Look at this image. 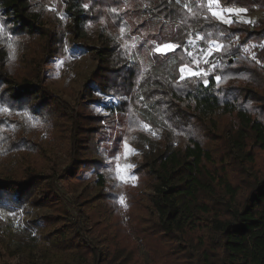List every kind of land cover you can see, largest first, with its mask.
I'll return each mask as SVG.
<instances>
[{
    "label": "trees",
    "instance_id": "obj_1",
    "mask_svg": "<svg viewBox=\"0 0 264 264\" xmlns=\"http://www.w3.org/2000/svg\"><path fill=\"white\" fill-rule=\"evenodd\" d=\"M54 4L73 40L87 25L101 31L90 79L117 101L103 114H82L43 84L65 35ZM219 5L264 12V0ZM233 21L203 0H0V108L10 109L0 112V232L27 240L26 264H145L141 247L150 264H264V18ZM197 32L224 45L214 71L201 64L207 87L179 81L182 49L153 52V41L183 45ZM249 43L262 44L257 60L242 54ZM135 134L158 144L144 190L122 205L102 178L72 214L56 184L68 174L61 159L107 165Z\"/></svg>",
    "mask_w": 264,
    "mask_h": 264
},
{
    "label": "rangeland",
    "instance_id": "obj_2",
    "mask_svg": "<svg viewBox=\"0 0 264 264\" xmlns=\"http://www.w3.org/2000/svg\"><path fill=\"white\" fill-rule=\"evenodd\" d=\"M199 1L202 2V0ZM203 2L206 3V0H203ZM48 8L49 10L55 9V11H50L55 13L56 20L61 25L65 35L61 55L52 57L43 66V84L55 94L70 102L74 109L80 113L103 114L107 108L114 106L117 101L114 98L105 96L90 79L92 71L96 68L93 55L96 47L103 39L100 29L94 25H87L84 36L78 40H73L68 33V27L72 24L68 12L65 9L58 11L55 4ZM183 13L184 15L188 13L185 7H183ZM259 18H264V12L247 10L245 13L231 17L232 20L236 19L243 23H246L244 21H251V23H246L250 26L254 25ZM218 54L215 53L211 58L212 63H215ZM145 130L152 134L155 133L146 128ZM153 136H156V133ZM144 137L135 134L132 138L124 140L134 151H130L127 154V159H125L123 142L122 154L119 155V160H109L107 165L96 161L79 163L70 162L66 158L61 159V167L63 169L68 168V174L65 183L57 180L56 184L60 193L66 199L72 214H76L74 198L81 193L93 194L96 187L99 186L98 181L102 178L105 180L104 190L116 192L120 198L123 197L124 202L128 192L144 190L152 179L153 169L151 167L144 168L143 165L154 157L158 149V144L154 139ZM117 163L122 167L125 165L130 166L123 173L126 177L123 182L117 178ZM5 170V166L0 163V174ZM131 177H135V179ZM0 221H5V217L1 213ZM14 224L17 225V222ZM26 246L29 249L30 246L27 244V240L19 243L0 232V264H26ZM36 253L37 251H34L33 254L36 256ZM140 256L145 264L151 263L149 255L143 247L140 248Z\"/></svg>",
    "mask_w": 264,
    "mask_h": 264
},
{
    "label": "snow or ice",
    "instance_id": "obj_3",
    "mask_svg": "<svg viewBox=\"0 0 264 264\" xmlns=\"http://www.w3.org/2000/svg\"><path fill=\"white\" fill-rule=\"evenodd\" d=\"M177 3H180V0H176ZM87 7V5H85ZM185 9L188 11L190 15L195 17L197 15V12L189 7L188 5H184ZM205 7V4H197V8H203ZM206 7L208 12L210 13L211 17L219 20L220 22L224 24H230L234 21L231 19L232 16H238L240 13H245L247 10L243 8H222L219 5V0H206ZM55 11V9H50ZM115 12V9H113ZM227 15V18H226ZM207 19V17H205ZM246 23H251V21H244ZM3 31V26L0 25V32ZM125 29L121 28V33H123ZM212 34H200L197 32L195 36H193L191 33L188 34V39L184 42L183 45L176 44L172 41H168L165 43H156L153 41L154 47L153 52L155 54L165 56L167 57L170 53H174L178 48L182 49V51L186 54V56L189 58V63H182L179 66V81H187L191 80L193 78H198L203 81V84L205 87H207L210 83V81L206 78L210 75V72L201 67V64H211V69L214 71L216 68V64L211 62V58L214 56L215 53L223 52L224 51V45L216 40L211 38ZM203 42V43H201ZM245 51H248V49H245ZM255 58V57H253ZM183 59V57H181ZM215 81L219 83L223 77L221 76H215ZM143 99V97H141ZM0 112H10L9 108H0ZM144 128L151 130L150 125H144ZM155 134V133H153ZM124 149H125V159H127V154L130 151H134L130 148V145L125 141L124 142ZM114 159L119 160V156L114 157ZM130 166H121L119 163L116 164V174L117 178L120 179L122 182L125 181L126 177L123 173L127 171V168ZM132 179H135V177H131ZM120 203L124 204L123 197L120 198ZM10 215H14V213H9Z\"/></svg>",
    "mask_w": 264,
    "mask_h": 264
},
{
    "label": "built area",
    "instance_id": "obj_4",
    "mask_svg": "<svg viewBox=\"0 0 264 264\" xmlns=\"http://www.w3.org/2000/svg\"><path fill=\"white\" fill-rule=\"evenodd\" d=\"M262 44L249 43L242 48V54L250 59H256L257 51L261 50ZM248 49V51H245ZM255 57V58H253Z\"/></svg>",
    "mask_w": 264,
    "mask_h": 264
}]
</instances>
